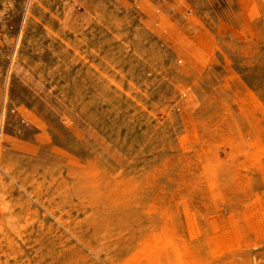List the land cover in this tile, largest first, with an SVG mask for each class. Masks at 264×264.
<instances>
[{"label":"rangeland","instance_id":"obj_1","mask_svg":"<svg viewBox=\"0 0 264 264\" xmlns=\"http://www.w3.org/2000/svg\"><path fill=\"white\" fill-rule=\"evenodd\" d=\"M0 264H264V0H0Z\"/></svg>","mask_w":264,"mask_h":264},{"label":"bare ground","instance_id":"obj_2","mask_svg":"<svg viewBox=\"0 0 264 264\" xmlns=\"http://www.w3.org/2000/svg\"><path fill=\"white\" fill-rule=\"evenodd\" d=\"M91 205V204H90Z\"/></svg>","mask_w":264,"mask_h":264}]
</instances>
